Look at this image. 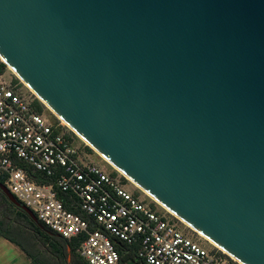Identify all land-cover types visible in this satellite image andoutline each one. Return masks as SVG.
I'll return each instance as SVG.
<instances>
[{
	"label": "water",
	"instance_id": "95a60500",
	"mask_svg": "<svg viewBox=\"0 0 264 264\" xmlns=\"http://www.w3.org/2000/svg\"><path fill=\"white\" fill-rule=\"evenodd\" d=\"M0 58L171 213L264 264V0H0Z\"/></svg>",
	"mask_w": 264,
	"mask_h": 264
},
{
	"label": "built area",
	"instance_id": "2783aa9c",
	"mask_svg": "<svg viewBox=\"0 0 264 264\" xmlns=\"http://www.w3.org/2000/svg\"><path fill=\"white\" fill-rule=\"evenodd\" d=\"M3 78L2 186L57 236L77 241L88 264H133L124 261L118 243L136 247V260L146 264H240L209 241L211 247L205 245L146 193L136 195L120 177L89 162L75 147L73 131L37 110L41 101L27 85Z\"/></svg>",
	"mask_w": 264,
	"mask_h": 264
},
{
	"label": "trees",
	"instance_id": "16d2710c",
	"mask_svg": "<svg viewBox=\"0 0 264 264\" xmlns=\"http://www.w3.org/2000/svg\"><path fill=\"white\" fill-rule=\"evenodd\" d=\"M5 65L0 63V76ZM41 112V103H35ZM0 185L3 181L0 180ZM6 206L5 211L2 210ZM14 217V218H13ZM0 237L19 247L32 264H88L77 251V241H66L57 236L22 207L15 204L0 188ZM118 249L124 255V261L133 264H146L136 260V247L129 248L118 243ZM129 251L128 253H126Z\"/></svg>",
	"mask_w": 264,
	"mask_h": 264
},
{
	"label": "rangeland",
	"instance_id": "374dc122",
	"mask_svg": "<svg viewBox=\"0 0 264 264\" xmlns=\"http://www.w3.org/2000/svg\"><path fill=\"white\" fill-rule=\"evenodd\" d=\"M0 63L4 64V72L2 74V76H4L3 79L7 80V81H13L15 84H19L21 83V79L20 77L14 72L13 69H11L7 64L4 63V61L0 58ZM1 77V76H0ZM24 91L25 93H27L28 96L32 97L33 99H36V96L34 94H32V92L24 86ZM41 103V112L47 116L51 121H59V117L56 116V114H54V112L45 104ZM61 120V119H60ZM66 125V124H65ZM66 127H68L66 125ZM70 129V128H67ZM73 131V130H70ZM74 134V142H75V147L77 149H79L81 152H84L85 154L88 155V159L89 162L94 163L100 167H102L103 169H105L108 173H113L114 175H116L117 177H120V179H122V181L124 182V184L127 186V188L132 191L133 193H135L136 195H139L142 198H147L148 196L142 191V189L138 188L135 184H133L132 182H130V180H128L125 176H122L118 173L115 172L117 170H115L116 168H114L112 165H110L99 153H97L90 145H88L81 137H79L74 131L72 132ZM149 199V198H148ZM6 206L4 205L2 210L5 211ZM14 218V217H13ZM188 227V226H187ZM187 231L194 233L192 230V228H187ZM197 238H201L202 236H199L198 233H195ZM202 242L211 247V244L204 238H201Z\"/></svg>",
	"mask_w": 264,
	"mask_h": 264
},
{
	"label": "crops",
	"instance_id": "0c3cea01",
	"mask_svg": "<svg viewBox=\"0 0 264 264\" xmlns=\"http://www.w3.org/2000/svg\"><path fill=\"white\" fill-rule=\"evenodd\" d=\"M0 264H32L16 245L0 237Z\"/></svg>",
	"mask_w": 264,
	"mask_h": 264
},
{
	"label": "bare ground",
	"instance_id": "6f19581e",
	"mask_svg": "<svg viewBox=\"0 0 264 264\" xmlns=\"http://www.w3.org/2000/svg\"><path fill=\"white\" fill-rule=\"evenodd\" d=\"M63 122V121H62ZM64 123V122H63ZM65 124V123H64ZM89 145V144H88ZM106 160V159H105ZM107 161V160H106ZM108 162V161H107ZM109 163V162H108ZM110 164V163H109ZM111 165V164H110ZM113 166V165H112ZM114 167V166H113ZM115 168V167H114ZM115 170H117V169H115ZM119 173H121L119 170H117ZM123 176H125L123 173H121ZM126 177V176H125ZM128 180H130L128 177H126ZM130 182H132L133 184H135L133 181H131L130 180ZM138 188H140L137 184H135ZM140 189H142V188H140ZM142 191L144 192V193H146L143 189H142ZM148 196H150L148 193H146ZM151 197V196H150ZM153 200H155L153 197H151ZM156 201V200H155ZM158 204H160L158 201H156ZM161 205V204H160ZM164 209H166L163 205H161ZM167 211H169L168 209H166ZM170 212V211H169ZM171 213V212H170ZM173 214V213H172ZM186 224V223H185ZM187 225V224H186ZM188 226V225H187ZM189 227V226H188ZM191 228V227H190ZM192 230H194V229H192ZM195 231V230H194ZM203 237V236H202ZM204 238V237H203ZM205 239V238H204ZM207 240V239H206ZM208 241V240H207ZM210 242V241H209ZM211 243V242H210ZM214 245V244H213Z\"/></svg>",
	"mask_w": 264,
	"mask_h": 264
}]
</instances>
